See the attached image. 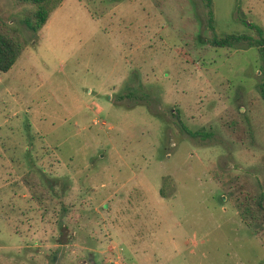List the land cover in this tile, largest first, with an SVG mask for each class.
Here are the masks:
<instances>
[{
    "label": "rangeland",
    "instance_id": "rangeland-1",
    "mask_svg": "<svg viewBox=\"0 0 264 264\" xmlns=\"http://www.w3.org/2000/svg\"><path fill=\"white\" fill-rule=\"evenodd\" d=\"M218 31L264 0H213ZM0 72V264H264L254 46L206 42L200 0H62ZM12 24V25H13ZM191 132H189V131Z\"/></svg>",
    "mask_w": 264,
    "mask_h": 264
},
{
    "label": "trees",
    "instance_id": "trees-1",
    "mask_svg": "<svg viewBox=\"0 0 264 264\" xmlns=\"http://www.w3.org/2000/svg\"><path fill=\"white\" fill-rule=\"evenodd\" d=\"M62 0H13V4L20 6V21L31 31H38L46 22L49 13ZM204 8V15L208 35L206 42L213 46H234L245 44L254 46L260 59L259 92L264 99V30L259 24L250 23L254 33L248 31L221 32L215 27L213 0H200ZM12 15L7 10L0 9V72L9 69L20 55L27 38L19 36L20 29L13 24ZM13 24V25H12ZM18 32V33H17ZM189 131V130H188ZM191 132V131H189ZM245 198L239 206L241 218L251 227L264 230V199L262 194L256 197Z\"/></svg>",
    "mask_w": 264,
    "mask_h": 264
}]
</instances>
